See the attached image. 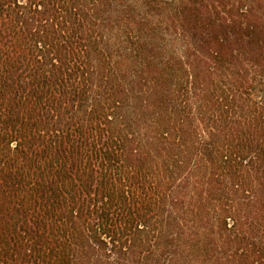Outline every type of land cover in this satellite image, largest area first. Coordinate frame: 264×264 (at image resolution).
Listing matches in <instances>:
<instances>
[{
  "label": "trees",
  "instance_id": "trees-1",
  "mask_svg": "<svg viewBox=\"0 0 264 264\" xmlns=\"http://www.w3.org/2000/svg\"><path fill=\"white\" fill-rule=\"evenodd\" d=\"M0 264H264V0H0Z\"/></svg>",
  "mask_w": 264,
  "mask_h": 264
},
{
  "label": "rangeland",
  "instance_id": "rangeland-1",
  "mask_svg": "<svg viewBox=\"0 0 264 264\" xmlns=\"http://www.w3.org/2000/svg\"><path fill=\"white\" fill-rule=\"evenodd\" d=\"M167 1H169V0H167Z\"/></svg>",
  "mask_w": 264,
  "mask_h": 264
}]
</instances>
